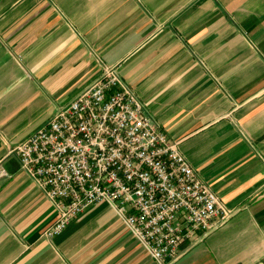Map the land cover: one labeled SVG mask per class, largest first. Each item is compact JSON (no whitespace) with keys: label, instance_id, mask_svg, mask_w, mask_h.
<instances>
[{"label":"crops","instance_id":"obj_1","mask_svg":"<svg viewBox=\"0 0 264 264\" xmlns=\"http://www.w3.org/2000/svg\"><path fill=\"white\" fill-rule=\"evenodd\" d=\"M102 65L231 210L172 264H264V0H0V264H156L105 203L47 239L9 151Z\"/></svg>","mask_w":264,"mask_h":264},{"label":"built area","instance_id":"obj_2","mask_svg":"<svg viewBox=\"0 0 264 264\" xmlns=\"http://www.w3.org/2000/svg\"><path fill=\"white\" fill-rule=\"evenodd\" d=\"M9 151L56 210L49 240L105 203L156 264H172L180 243L201 241L231 215L113 65Z\"/></svg>","mask_w":264,"mask_h":264}]
</instances>
